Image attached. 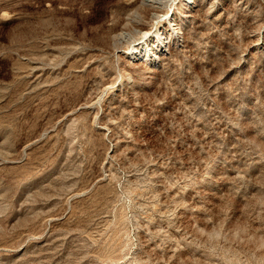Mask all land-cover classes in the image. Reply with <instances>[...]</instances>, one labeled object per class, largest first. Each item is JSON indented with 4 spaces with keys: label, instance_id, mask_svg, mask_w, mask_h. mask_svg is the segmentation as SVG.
<instances>
[{
    "label": "rangeland",
    "instance_id": "1",
    "mask_svg": "<svg viewBox=\"0 0 264 264\" xmlns=\"http://www.w3.org/2000/svg\"><path fill=\"white\" fill-rule=\"evenodd\" d=\"M0 264H264V0H0Z\"/></svg>",
    "mask_w": 264,
    "mask_h": 264
},
{
    "label": "bare ground",
    "instance_id": "2",
    "mask_svg": "<svg viewBox=\"0 0 264 264\" xmlns=\"http://www.w3.org/2000/svg\"><path fill=\"white\" fill-rule=\"evenodd\" d=\"M161 1V0H160Z\"/></svg>",
    "mask_w": 264,
    "mask_h": 264
}]
</instances>
